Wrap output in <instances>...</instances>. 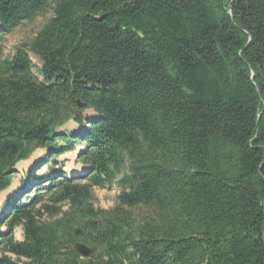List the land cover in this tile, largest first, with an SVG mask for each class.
<instances>
[{
    "label": "trees",
    "instance_id": "1",
    "mask_svg": "<svg viewBox=\"0 0 264 264\" xmlns=\"http://www.w3.org/2000/svg\"><path fill=\"white\" fill-rule=\"evenodd\" d=\"M54 1L0 0L1 38L53 9L12 58L0 47V193L39 148L80 143L91 169L9 199L0 264H264V0Z\"/></svg>",
    "mask_w": 264,
    "mask_h": 264
},
{
    "label": "rangeland",
    "instance_id": "2",
    "mask_svg": "<svg viewBox=\"0 0 264 264\" xmlns=\"http://www.w3.org/2000/svg\"><path fill=\"white\" fill-rule=\"evenodd\" d=\"M57 1V0H55ZM55 1L52 2V6L55 5ZM53 15V9L52 7H49L47 10L43 11L42 13H40L39 15H37L33 20H27L24 21L14 32L9 33L4 35L2 38L0 37V47L2 49V56L3 59H9L12 58L13 55L15 54L16 48L17 46L21 45L24 42H29L31 39H33L36 34L40 31V29L43 27V25L52 17ZM0 28H1V24H0ZM0 36H1V32H0ZM33 62L37 65V66H41V62L40 60L33 55L32 53L30 54ZM76 107V106H73ZM99 114L97 112H95L94 110L91 109H87L83 112L82 114V118H83V123L84 126L86 128L89 119L92 118H96L98 117ZM76 121H74L73 119H71L70 121H68L63 127L58 128L57 132L60 134H66V132H83L84 128L80 127L79 124L77 123V125L75 124ZM69 140L71 138H68ZM67 140V138H66ZM59 144H64V139H59L58 140ZM85 149V146H83L82 144H77L76 147L74 148L73 151H69L64 155H61L58 157V154H54L56 151L51 147V148H40L38 149L34 154L38 156L37 161L38 162L34 168L35 173L34 175H32V173L30 172L31 169H33V164H27V165H22V166H18L17 168L18 170L15 172L13 178H12V183L14 186L15 183H17V187L14 190V192L10 191L11 195L9 194L7 197L9 196H13L16 195L17 197V203H22V204H28L30 203V199L27 198H20V196H26L27 193H30V198L34 197V192L33 190L27 192L23 191L22 192V188H24V185L27 182H31L33 180V182L36 184L39 183L38 180H43L45 178V175H47L46 173L48 172V170L44 173V174H38L40 172V170L43 169V167L45 166V164L47 163L49 165L48 169L50 171L57 172V175H63L65 174V172H67V176H68V168L69 166H73L76 169H79L80 167H84L81 164H78L77 162V158L79 153ZM49 154H53V156L50 158L49 160ZM58 160V162H57ZM32 166V167H31ZM47 166V165H46ZM86 172V167H85V171L82 170V172H78L74 175L69 176V178L76 176V178L78 180H80V176L81 174H84ZM49 173V172H48ZM42 184V181L40 182ZM22 192V193H21ZM121 192V187L118 183H116L114 186L112 187H106V188H98L96 187L94 189V194H95V207L97 209H105V210H110L113 209L116 206L117 203V198L118 195ZM20 193V194H19ZM7 197H5L2 200L1 206H0V215H4L5 211H7V206H8V201L9 199H6ZM20 198V199H18ZM6 199V201H4ZM13 200V201H14ZM67 208V207H66ZM65 208V209H66ZM1 215V216H2ZM0 216V219H2ZM48 220L50 217H46ZM3 220H6L5 218ZM1 222V221H0ZM4 223V221H3ZM1 223V224H3ZM5 229V228H4ZM6 230V229H5ZM4 230V231H5ZM1 231H3V229L1 228ZM15 237L17 240L22 241L23 240V228L21 226L17 227L15 230ZM0 254H2V250H0ZM11 257L13 258V260L15 261H19V258L17 256H15L14 254H10ZM20 264H29V260L27 259H21Z\"/></svg>",
    "mask_w": 264,
    "mask_h": 264
},
{
    "label": "water",
    "instance_id": "3",
    "mask_svg": "<svg viewBox=\"0 0 264 264\" xmlns=\"http://www.w3.org/2000/svg\"><path fill=\"white\" fill-rule=\"evenodd\" d=\"M230 13H231V9H230ZM81 107H84V104L81 101H78V107L73 108V111L75 113H78ZM11 212H12V210H11ZM89 224L97 225L98 221L89 220ZM83 231H84L83 227L77 228L75 231V236L81 235L83 233ZM74 249L83 258H92L96 254L98 247L97 246H89V245L85 244L83 241H77L74 244Z\"/></svg>",
    "mask_w": 264,
    "mask_h": 264
},
{
    "label": "bare ground",
    "instance_id": "4",
    "mask_svg": "<svg viewBox=\"0 0 264 264\" xmlns=\"http://www.w3.org/2000/svg\"><path fill=\"white\" fill-rule=\"evenodd\" d=\"M77 125V123H75ZM38 159V156L37 155H34L31 159L29 160H26V161H21L19 162L18 166H22V165H27V164H34L36 163L35 161H37ZM48 170V167L45 166L42 170H40V172L38 174H44L46 171ZM85 171V167H80L79 169H76L75 167H73L72 165L69 166L68 168V176H71V175H74L78 172H82ZM17 183L14 184V186L10 187L7 191L3 192L1 195H0V206H1V203H2V200L7 197L12 191L14 192V190L16 189L17 187ZM11 191V192H10ZM11 195V194H10Z\"/></svg>",
    "mask_w": 264,
    "mask_h": 264
}]
</instances>
